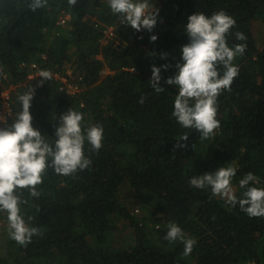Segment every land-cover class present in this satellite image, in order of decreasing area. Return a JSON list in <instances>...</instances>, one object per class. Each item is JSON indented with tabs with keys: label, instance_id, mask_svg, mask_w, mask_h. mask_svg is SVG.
I'll return each mask as SVG.
<instances>
[{
	"label": "trees",
	"instance_id": "trees-1",
	"mask_svg": "<svg viewBox=\"0 0 264 264\" xmlns=\"http://www.w3.org/2000/svg\"><path fill=\"white\" fill-rule=\"evenodd\" d=\"M31 2L0 0V93L9 92L17 114L18 96L33 87L32 124L52 145L70 109L83 114V129L101 125L103 140L98 151H89L85 141L89 168L65 176L49 167L38 197L17 190L27 201L21 214L41 234L18 244L10 238L7 212L0 211V264H264V217H249L210 188L189 185L191 177L231 164L257 177L250 186L264 187V36L254 31L264 20V0H150L159 10L151 32L122 23L108 0H77L74 6L47 0L35 11ZM220 10L236 21L229 46L246 49L233 61L239 73L231 90L217 98L219 128L200 139L199 131L172 116L179 89L165 81L182 62L188 17ZM164 64L170 65L161 69L165 91L156 93L152 66ZM105 67L113 71L102 77ZM42 71L51 80L40 77ZM57 75L81 90L68 93ZM184 135L187 141H178ZM234 189L242 197L245 189ZM169 222L196 240L189 256L183 242L165 239Z\"/></svg>",
	"mask_w": 264,
	"mask_h": 264
},
{
	"label": "clouds",
	"instance_id": "clouds-1",
	"mask_svg": "<svg viewBox=\"0 0 264 264\" xmlns=\"http://www.w3.org/2000/svg\"><path fill=\"white\" fill-rule=\"evenodd\" d=\"M76 2L77 0H68L73 6ZM108 4L114 14L120 15L122 23L136 31L147 29L151 32L157 24L159 10L153 7L150 0H108ZM28 6L35 11L46 7L47 0H32ZM235 24V19L223 10L214 12L211 16L203 12L190 15L185 26L189 42L182 46V62L176 65L175 75L165 81L167 85H176L179 89L172 116L182 127L199 131L200 139H208L219 128L217 98L224 90H231L234 78L239 73V68L233 61L244 54L246 44L238 43L230 47L227 41V36ZM235 35L238 40H246L242 32H236ZM157 38L152 35L150 40L155 42ZM166 55L162 54V58H166ZM169 67L168 64L152 66L150 81L156 93L165 91L160 86L161 69L167 70ZM33 75L32 73L31 76ZM40 77L44 80L52 78L49 71H42ZM58 77L61 79L64 76ZM43 82L41 80V84ZM80 90L79 87L77 91ZM6 94L9 95V92L0 93L1 106L4 105ZM34 94L35 89L32 87L28 92L19 95L22 109L17 114L13 110L16 117L9 127H0V211L7 212L10 238L20 245L30 243L33 235L41 234V229L30 226L32 218L28 217L26 221L21 214L20 205L27 201L21 199L17 190L29 189L31 196L38 197L40 192L37 185L43 182V176L49 167L54 168L57 174L65 176L89 168L91 160L85 156V141L91 146L89 151H98L103 140L101 125L94 124L86 130L83 129V114L70 109L61 116L54 145L50 144L32 124L30 107ZM8 101L10 104L9 98ZM144 101L145 97L142 96L139 102L142 104ZM187 139L188 135H184L178 141ZM184 146L179 142L176 145ZM236 172L237 168L229 164L215 172L191 177L189 185L199 189L210 188L212 195L223 198L226 204L232 207L239 204L249 217H264V187L250 186V182L258 180L252 172H248L239 181V187L245 191L242 197H238L232 183ZM165 239L170 242H183L184 256H189L196 244V240L186 237L175 222H169Z\"/></svg>",
	"mask_w": 264,
	"mask_h": 264
},
{
	"label": "rangeland",
	"instance_id": "rangeland-1",
	"mask_svg": "<svg viewBox=\"0 0 264 264\" xmlns=\"http://www.w3.org/2000/svg\"><path fill=\"white\" fill-rule=\"evenodd\" d=\"M254 31L256 32L257 36H261V38H263V36H264V20L262 18L258 19L256 21V23L254 24ZM110 72H112V69L110 67H105L102 71L101 76L104 77L105 75H107ZM239 169H241V168H239V167L237 168L238 171L236 172V176L233 178L232 183H233L234 188H236V186L239 185L240 179H242L245 176L244 172L239 170ZM133 207L135 208V211L138 210V206H133ZM119 223H120V228H123L126 231L129 230L128 228L124 227L125 226L124 221H121ZM126 231H122V232H126ZM243 264H246V263H243Z\"/></svg>",
	"mask_w": 264,
	"mask_h": 264
},
{
	"label": "built area",
	"instance_id": "built-area-1",
	"mask_svg": "<svg viewBox=\"0 0 264 264\" xmlns=\"http://www.w3.org/2000/svg\"><path fill=\"white\" fill-rule=\"evenodd\" d=\"M62 88L66 89L68 92L70 93H74L79 89L78 85H74L72 82H69L68 79L66 77H62ZM4 105L0 106V121H4L6 120L9 115L13 114L11 105L9 104L8 98L9 95L6 94V96H4Z\"/></svg>",
	"mask_w": 264,
	"mask_h": 264
}]
</instances>
